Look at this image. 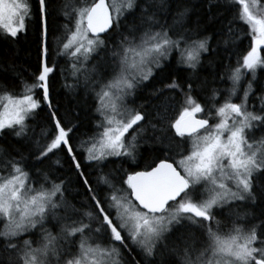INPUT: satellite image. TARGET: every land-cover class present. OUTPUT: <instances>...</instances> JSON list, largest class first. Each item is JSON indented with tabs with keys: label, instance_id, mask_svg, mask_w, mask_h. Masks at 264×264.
I'll list each match as a JSON object with an SVG mask.
<instances>
[{
	"label": "snow or ice",
	"instance_id": "obj_1",
	"mask_svg": "<svg viewBox=\"0 0 264 264\" xmlns=\"http://www.w3.org/2000/svg\"><path fill=\"white\" fill-rule=\"evenodd\" d=\"M213 4L228 14L233 4L241 7L231 20L210 15L194 26L187 4L168 22L172 0H92L73 8L74 16L65 10L74 25H65L52 54L72 58L73 82L64 86L74 92L82 77L98 117L95 132L74 143L79 110L61 115L51 97V0H36L35 10L32 0H0V33L16 40L35 20L41 45L34 82L20 96L0 94V136L20 145L15 154L0 153V264H264V211L254 217L259 224L237 222L249 216V206L264 209V85L259 107L249 102L257 70L264 69V5L209 0L210 10ZM208 23L218 25L211 34ZM242 26L249 50L214 76L227 75L231 87L211 88L210 105L202 104L193 79L221 44L227 53ZM101 51L89 69L87 61ZM170 59L183 72L154 90L164 99L152 105L154 117L141 111L144 105L130 107L129 99L162 75ZM248 73L252 79L234 102ZM145 145L152 160L141 167ZM65 165L84 189L79 207L66 197L69 182L56 175ZM225 213L235 219L222 235L213 224ZM28 233H38L39 241L22 239Z\"/></svg>",
	"mask_w": 264,
	"mask_h": 264
},
{
	"label": "trees",
	"instance_id": "obj_2",
	"mask_svg": "<svg viewBox=\"0 0 264 264\" xmlns=\"http://www.w3.org/2000/svg\"><path fill=\"white\" fill-rule=\"evenodd\" d=\"M91 2L92 0H51L50 8V11L53 13V15L49 20V44L51 46L49 56L50 62L55 61L56 63V70L52 74L50 81L52 86L51 97L54 101L59 102L61 115L65 114V110H71L73 108L79 110V120L76 121L79 131L74 137V143H78L79 139L87 138V136H90L95 132L94 125L96 119H98L95 112L96 100L92 92H85V86L82 77L80 86L74 92H71L65 88V83L70 84L73 82V77L71 75L72 58L66 56L57 57L52 53L54 52L58 41L62 42L65 37V25L67 24L69 29L73 28L74 25V21L65 16V10L69 13V16H74L75 13L73 12V8H78ZM183 4H187L191 8L189 14L191 20L189 23H191L193 26L197 21H200L202 24L206 23L210 15L215 16L218 19H222L226 16L228 20H231L232 16L236 15L241 7L239 4H233V12L228 14L215 4L212 5L210 10L209 0H172L173 11L167 14V20L169 23H171L172 16L175 14L174 10ZM257 4L258 6L264 5V0H257ZM32 6L33 10H35L36 0H32ZM216 27H218V25L214 23H208L209 34H211V32L214 31ZM245 27L246 26H242L236 29L238 39L235 40V43L230 42V48L227 50V53L223 48V44H221L219 55L213 54L210 59H205L204 67L199 70V78L193 79V85L195 88L193 94L202 104L210 105L208 97L211 88H219L223 92V90L231 87V82L228 81L227 75H225V79L223 81H221L218 77L214 79V76L216 73H227V68L222 67V63L228 68H234L237 65V61L242 60V56L246 54L247 50H249L250 41L244 33ZM224 38L226 37L217 36L216 40H222ZM213 46H215V41H213ZM226 54L230 58L223 59L222 61V58L225 57ZM102 55V51L100 54L94 55L92 59L87 61L86 66L90 69L93 64H97L100 61ZM175 55L176 54L173 53V57H175ZM166 63L168 67L162 75H157L151 81L146 82L141 86L140 89H138L136 96L129 99L128 104L130 107L140 108L141 105H144V108H142L141 111L146 109L154 117L155 110L153 109L152 105H160L164 103L163 95L159 97L154 96V90L163 88L166 79L171 77L174 72H183V70L175 64L174 59H170ZM40 64L41 45L39 42L35 20L28 22L27 32L21 33L16 40L7 38L2 33H0V94L6 90L15 96L22 95L25 90V84L30 85L34 82L35 75L37 74V69L40 67ZM184 79H188L187 75H184ZM251 79V73L245 75L241 81V87L238 92L243 93V88L247 86V82ZM205 80L207 81V87H196L197 84ZM181 83H183V80ZM253 83L255 90L254 93L249 97V102L250 104H255L257 107H259V95L261 94L260 86L264 85V69L257 70L256 80L253 81ZM36 91L37 98H40L41 90L37 89ZM165 92H167V90H165ZM236 98L237 96L233 98L234 102H236ZM133 99L135 101L134 103L132 102ZM177 99H182V97L178 96ZM218 102H223V95L218 98ZM213 117L214 119L210 120V123L215 122V109H213ZM39 135L40 127L37 125L35 127L34 136L39 138ZM175 139L179 140L178 137ZM19 147L20 145L17 142L16 137L11 135L0 136V153L15 154ZM179 150L183 151L184 149L181 148ZM141 153L145 157V160L140 161V165L143 167L145 163H151L152 157L149 156V150L147 149L146 145L141 148ZM173 155H175V152ZM61 158L63 159V157ZM123 167L127 169L128 165L125 164ZM117 174H119L118 168ZM33 175L35 174L33 173ZM56 175L59 178L69 182V192L66 193V197L71 203L79 207L80 204L85 200V192L81 185L77 182V177L74 172H72V170L69 169L67 165H65V167L61 171L57 172ZM94 179L95 177H93V180ZM246 211L249 212V216L244 220L237 222L245 225L246 227L250 226V224H259V220L254 219V217H259L261 211H264V209L249 206ZM218 219L220 220V224L217 226L214 223L213 229L217 230L218 228V230H220V234H226L227 230L223 228L232 227V219H235V213H225L223 216H218ZM0 230L2 229L0 228ZM32 237H34V235L28 233L22 237V239H31ZM197 243H199V240Z\"/></svg>",
	"mask_w": 264,
	"mask_h": 264
},
{
	"label": "rangeland",
	"instance_id": "obj_3",
	"mask_svg": "<svg viewBox=\"0 0 264 264\" xmlns=\"http://www.w3.org/2000/svg\"><path fill=\"white\" fill-rule=\"evenodd\" d=\"M238 93H240V92H238ZM238 93H237L236 102H239V98L242 97V95H243V93H240V94H238ZM49 227L51 228V230H52V232H53L54 235L58 232V228H52L51 227V224L49 225ZM0 228L3 229V221H0ZM231 228L232 227H227V228L224 227L223 229H226L227 230L226 231V234H227V233H229L231 231ZM219 232H220V230H219ZM31 239H33L35 242H38L39 241V234H38V236H37V234H36V236L34 235V237H32ZM34 246H36V243H34Z\"/></svg>",
	"mask_w": 264,
	"mask_h": 264
}]
</instances>
